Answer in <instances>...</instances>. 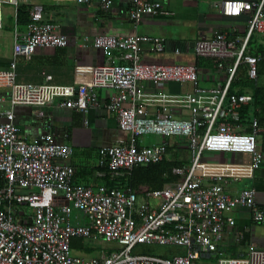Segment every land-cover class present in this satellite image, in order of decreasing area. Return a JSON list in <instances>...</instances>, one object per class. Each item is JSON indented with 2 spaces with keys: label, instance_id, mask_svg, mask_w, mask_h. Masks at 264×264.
I'll return each mask as SVG.
<instances>
[{
  "label": "built area",
  "instance_id": "2783aa9c",
  "mask_svg": "<svg viewBox=\"0 0 264 264\" xmlns=\"http://www.w3.org/2000/svg\"><path fill=\"white\" fill-rule=\"evenodd\" d=\"M76 1L88 4L91 0ZM113 1L103 0L102 9L108 10ZM133 4L130 18L134 24L144 15L169 14L160 1L133 0ZM3 5L14 7L16 18L19 6H28L30 21L24 33L15 32L10 68L0 70V90L7 91L0 95V264H204L209 256L216 264H264V250L256 245L247 256L236 258L224 256L219 248L225 229L236 224L231 215L235 208L250 209L255 222L264 220V211L256 205L255 188H244L234 197L225 190L228 177L251 178L264 161L259 146L264 120L254 118L251 131L238 123L240 108L251 103L253 96L230 93L242 64L250 79L258 77L260 57L249 54L248 49L252 36L264 33V0L212 2L225 16L251 12L245 36L231 38L226 31L215 30L211 37L202 36L195 43L197 58L214 60L218 69H227L226 83L217 88L199 85L196 65L144 62L146 45L153 53L164 51V40L159 37L105 33L97 35L93 43L108 57L104 64L93 67L89 84L55 85L51 76L44 84L20 83L18 57L31 58L39 49L65 48L69 40L58 25L45 19L44 6L34 0H0V28ZM171 82L191 84L192 94L146 91V84ZM99 90L119 92L103 104L130 138L99 150L97 177L119 183L137 166L164 161L168 139L176 137L190 153L189 163L173 170L181 177L179 181L142 193L129 186L103 184L93 189L75 184V168L70 162L73 148L51 133L29 143L16 123L19 106L57 104L87 113L102 106ZM154 102L162 107L151 113L147 104ZM174 104L190 106V115L177 117ZM151 135L163 141L146 145L144 138ZM221 152L249 154L251 162L224 164L205 159L207 153ZM224 167H232L236 173L216 171ZM73 238L115 242L119 247L97 255H74ZM139 245L174 246L185 253L172 258L134 253Z\"/></svg>",
  "mask_w": 264,
  "mask_h": 264
},
{
  "label": "crops",
  "instance_id": "0c3cea01",
  "mask_svg": "<svg viewBox=\"0 0 264 264\" xmlns=\"http://www.w3.org/2000/svg\"><path fill=\"white\" fill-rule=\"evenodd\" d=\"M44 6L45 19L59 26L60 31L68 36L69 44L65 48L39 49L31 58L20 56L16 59L17 81L20 83L44 84L51 76L55 85L79 86L89 84L94 66L106 62L108 55L104 50L94 46V38L99 34L114 36H132L135 34L159 37L164 40L163 52L153 53L145 46L143 61L163 65L190 64L196 65L200 74L199 85L204 88L223 87L227 81V69H218L214 60L197 58L194 53L196 41L202 37H211L215 30L226 31L231 38L245 36L251 12L240 16H225L214 8L212 2L227 0H148L160 1L169 12L167 15H144L139 24H134L130 18L133 0H114L108 10L102 9L103 0H91L88 4H80L76 0H34ZM258 3L261 0H237ZM2 6V27L0 28V70L10 68L14 58V35L24 33L25 25H18L14 7ZM248 53L260 57L259 63L264 64V33L252 36ZM238 78L244 77L245 64L240 67ZM264 71V68H263ZM264 74V72H263ZM264 81V77L262 78ZM240 84V83H238ZM264 95V86H255ZM231 89V88H230ZM149 94L186 95L192 94L191 84L167 83L161 86L146 84ZM7 91H1L0 95ZM119 92L99 90L97 92L99 108H90L87 113L68 109L57 104L44 108L34 106H19L16 108V123L22 135L29 143L39 142L43 135L51 133L60 143H66L73 148L74 154L70 162L75 168L73 181L93 189L106 184L110 187L114 182L99 178V150L104 146L116 144L120 139L129 140L130 135L120 130L117 117L104 108L110 98ZM232 93L246 94L254 97V89L250 86H233ZM177 117H188L190 106L186 104L172 105ZM151 113L161 109V103H148ZM44 116H40V112ZM160 136H147L146 145L162 142ZM168 154L172 152L181 158L190 156L183 140L171 137L168 139ZM259 146L264 153V134L259 136ZM171 150V151H169ZM205 159L210 162L224 164H248L249 154L240 153H207ZM229 172L236 171L232 167H224ZM120 182V181H119ZM115 186V185H114ZM256 189V205L264 211V161L261 167L254 171L251 178L226 179L225 190L231 196H237L244 188ZM140 200H143L141 197ZM235 219L234 227L225 229L219 245L226 257H244L250 247L256 245L264 250V220L255 222L250 209L237 207L232 212ZM176 252L185 253L183 248L175 247ZM204 264H216L214 257H205Z\"/></svg>",
  "mask_w": 264,
  "mask_h": 264
},
{
  "label": "trees",
  "instance_id": "16d2710c",
  "mask_svg": "<svg viewBox=\"0 0 264 264\" xmlns=\"http://www.w3.org/2000/svg\"><path fill=\"white\" fill-rule=\"evenodd\" d=\"M30 21L29 7L26 5H21L17 11V24L25 25L27 27ZM241 66H239L236 76L232 82L230 93H232L233 86H250L254 89L253 101L249 104L243 105L240 108V120L238 123L245 126L246 131H251V122L254 118H258L260 121L264 120V95L255 89V86H264L263 68L264 64L261 61L258 63V77L253 80L248 77L247 69L244 70L243 80L240 82H235L238 78ZM240 83V84H238ZM171 151V150H169ZM172 157V156H171ZM168 157L164 161L156 164L150 165H140L137 166L130 175L123 177L119 183H112L111 185H116L122 188L132 187L139 193L144 191H156L162 189L166 184L177 182L181 179L173 173V170L177 167H183L189 163L188 158H179L178 154L173 153V157ZM71 247L73 250H78L84 254L90 256L95 253L94 249L79 238H73L71 241ZM151 250V249H150ZM146 254H153L151 251ZM175 255L184 254L181 252L173 253ZM155 255V254H154ZM168 257V258H172Z\"/></svg>",
  "mask_w": 264,
  "mask_h": 264
},
{
  "label": "rangeland",
  "instance_id": "374dc122",
  "mask_svg": "<svg viewBox=\"0 0 264 264\" xmlns=\"http://www.w3.org/2000/svg\"><path fill=\"white\" fill-rule=\"evenodd\" d=\"M7 6L3 5V9H5ZM173 157V152L169 154L168 157ZM171 157V158H172ZM184 158H188L190 161V156H185ZM151 201H156V199H152ZM141 202H143L141 200ZM30 213L32 210H28ZM86 245H89L91 248L94 249L95 253L93 255H97L101 251L109 252L112 250L118 249V245L115 242H105V241H97V242H85ZM151 249V250H150ZM148 251H151V253L163 257H172L174 255L173 253H176L175 247L174 246H163V245H139L137 248L134 250V253L138 254H146L149 253ZM74 255H81L84 256V254L81 251L78 250H73ZM201 263V262H197Z\"/></svg>",
  "mask_w": 264,
  "mask_h": 264
}]
</instances>
